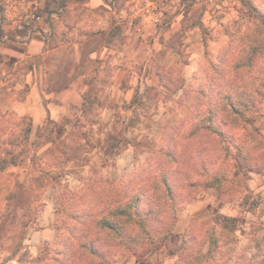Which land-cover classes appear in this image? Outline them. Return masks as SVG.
Segmentation results:
<instances>
[{
  "label": "rangeland",
  "instance_id": "rangeland-1",
  "mask_svg": "<svg viewBox=\"0 0 264 264\" xmlns=\"http://www.w3.org/2000/svg\"><path fill=\"white\" fill-rule=\"evenodd\" d=\"M0 158V264H264V0H0ZM161 172L190 257L83 219Z\"/></svg>",
  "mask_w": 264,
  "mask_h": 264
},
{
  "label": "trees",
  "instance_id": "trees-1",
  "mask_svg": "<svg viewBox=\"0 0 264 264\" xmlns=\"http://www.w3.org/2000/svg\"><path fill=\"white\" fill-rule=\"evenodd\" d=\"M227 97L225 104L230 111L228 116L233 113L239 114L236 105L229 99V96ZM209 125L203 127H207L210 132L217 136L222 134V132L214 128L213 124ZM167 156L172 160L174 159L170 153H167ZM15 163L16 160L14 158H0V173L4 172L9 166L15 165ZM155 178L159 180V195L156 198H150L148 192L143 190V187L140 191L131 192L128 197L125 194L116 197L108 196L103 198L104 200L102 201L98 199V203L101 202L103 204L102 208L82 211L83 219L107 232L118 246L126 249L135 247V250L138 251L146 244L154 247L170 245L172 246V252L175 251L176 254L180 255V258L190 257L191 254L185 248L187 240L184 238L180 240L179 235L174 231L175 216L173 221L169 223L166 222L160 224V226L155 224L164 212L162 210L163 206L171 205L174 210L176 205L175 190L166 172H161V174L159 173L157 176L152 177V179ZM208 180L210 181L208 187L220 188L224 183L220 175L208 176ZM70 208L71 206L67 210ZM73 219H78V214H73ZM74 239L76 240L78 237L76 236ZM211 242L217 243L216 238L213 237Z\"/></svg>",
  "mask_w": 264,
  "mask_h": 264
}]
</instances>
